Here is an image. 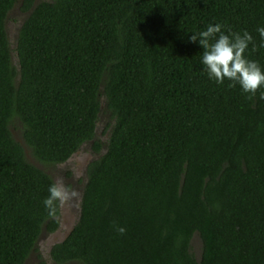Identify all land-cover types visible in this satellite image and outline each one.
Instances as JSON below:
<instances>
[{
	"label": "trees",
	"instance_id": "16d2710c",
	"mask_svg": "<svg viewBox=\"0 0 264 264\" xmlns=\"http://www.w3.org/2000/svg\"><path fill=\"white\" fill-rule=\"evenodd\" d=\"M215 23L264 68V0H0V264L58 225L14 129L45 166L93 139L56 263L264 264V88L208 79L188 37Z\"/></svg>",
	"mask_w": 264,
	"mask_h": 264
},
{
	"label": "clouds",
	"instance_id": "9594fccd",
	"mask_svg": "<svg viewBox=\"0 0 264 264\" xmlns=\"http://www.w3.org/2000/svg\"><path fill=\"white\" fill-rule=\"evenodd\" d=\"M220 23L209 24L204 30L193 32L188 37L190 42L198 43L202 48L200 64L208 79L222 84L226 80L229 87L239 86L243 93L255 94L264 88V68L246 55L249 45L255 48L252 35L243 30L240 33L222 31ZM256 32L260 37V47H264V26H257ZM264 98V93H261ZM48 195L43 199V206L50 212L63 206L69 198V191L58 183H50ZM72 195H75L74 193ZM115 230L123 234V226H115Z\"/></svg>",
	"mask_w": 264,
	"mask_h": 264
},
{
	"label": "rangeland",
	"instance_id": "374dc122",
	"mask_svg": "<svg viewBox=\"0 0 264 264\" xmlns=\"http://www.w3.org/2000/svg\"><path fill=\"white\" fill-rule=\"evenodd\" d=\"M12 19L7 21V25L9 27V33L11 36L14 34V30L17 24L16 18H20L21 15L18 10H14L11 14ZM14 19V20H13ZM106 117L101 114L98 125H99V132L101 140H104L106 134L104 132V125H105ZM14 138L22 144L25 149V155L28 161L35 164L39 168L44 169L53 179L55 183L62 184L68 191H69V198L65 201L63 206L59 207V214L57 215L56 219L58 220V225L55 230L53 231H46L43 230L42 233L39 235L37 240V247L33 252H31L26 259L27 264H47L48 257L45 255L47 243L49 237L56 242L61 241L64 237L68 234L69 230L72 228V225L76 222L78 217V202H79V193L83 186V178L85 177L84 171H80L81 168L88 162L89 158L94 156V151L88 147L86 143L80 148L78 151L75 152L72 159L68 161L66 164H55V165H43L39 163L32 155L31 151L22 141V138L19 135V131L17 129L13 130ZM73 170V171H71ZM75 195H72V194ZM68 232L65 234V230ZM53 233V234H52ZM55 233V234H54ZM199 241L195 239L193 241V247L195 250L199 248ZM67 264H79L77 262H70Z\"/></svg>",
	"mask_w": 264,
	"mask_h": 264
},
{
	"label": "water",
	"instance_id": "95a60500",
	"mask_svg": "<svg viewBox=\"0 0 264 264\" xmlns=\"http://www.w3.org/2000/svg\"><path fill=\"white\" fill-rule=\"evenodd\" d=\"M99 101H100V109H102V107L104 106V98L101 96L100 98H99ZM99 125L98 126H96L95 127V133H98L99 132ZM92 142H93V139H91V140H89L88 142H85V143H83L81 146H80V148H82L83 147V145H85L86 143L88 144V147H90L91 148V144H92ZM105 152V149H104V147H102L101 148V150H100V153L99 154H103ZM74 154H75V152L74 153H72V155L65 161V162H62L61 164L63 165V164H65V163H67L70 159H72L73 158V156H74ZM98 155L96 154V153H94V156L92 157V158H89L88 159V162L90 161V160H92L93 158H96ZM87 162V163H88ZM87 163L84 165V169H85V171H86V165H87ZM85 171H84V174H85ZM84 182H85V177L83 178V185H84ZM82 191V189L80 190V193H79V200H80V198H81V192ZM78 212H79V209H78Z\"/></svg>",
	"mask_w": 264,
	"mask_h": 264
},
{
	"label": "flooded vegetation",
	"instance_id": "af4514ba",
	"mask_svg": "<svg viewBox=\"0 0 264 264\" xmlns=\"http://www.w3.org/2000/svg\"><path fill=\"white\" fill-rule=\"evenodd\" d=\"M68 163V162H67ZM66 164V163H65ZM85 165V164H84ZM73 171V170H71ZM80 171H85L84 169V166L81 168ZM84 173V172H83ZM73 226V225H72ZM55 230V229H54ZM69 230V229H68ZM68 230L66 229L65 230V234L68 232ZM55 233L57 232V230L54 231ZM54 233V234H55ZM53 234V233H52ZM52 236L49 237V240H48V243H47V248H46V253L45 255L48 257V261H47V264H59V263H56L55 261H53L51 258H50V250H51V247L52 245L55 243L54 240L51 239ZM60 264H67V263H60Z\"/></svg>",
	"mask_w": 264,
	"mask_h": 264
}]
</instances>
